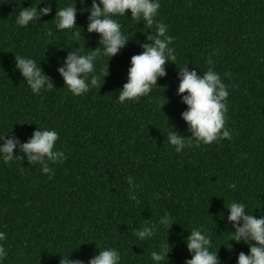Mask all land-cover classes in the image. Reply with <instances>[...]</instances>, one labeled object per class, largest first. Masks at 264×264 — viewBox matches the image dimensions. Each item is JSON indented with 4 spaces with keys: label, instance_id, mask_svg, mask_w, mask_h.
<instances>
[{
    "label": "trees",
    "instance_id": "16d2710c",
    "mask_svg": "<svg viewBox=\"0 0 264 264\" xmlns=\"http://www.w3.org/2000/svg\"><path fill=\"white\" fill-rule=\"evenodd\" d=\"M38 2L0 0V135L23 143L36 127L54 129L65 159L49 162L54 174L42 173L15 149L20 158L0 159L2 264H58L57 253L69 251L70 258L87 261L105 247L119 251L121 264H153L150 253L166 241L171 250L161 264H184L190 254L183 237L194 227L210 236L221 264H236L248 248L229 241L225 207L238 200L254 217L264 214V0H160L152 26L136 24L128 12L116 17L127 45L108 62L98 57L96 74L105 75L107 63L108 74L100 88L80 96L68 92L57 68L79 45L82 52L100 47L98 34L86 31L92 0H75L81 29L58 31L55 3L49 15L17 26L20 8ZM73 2L57 0V8ZM155 21L168 26L175 60L166 62V75L148 96L119 103L130 57L155 34ZM72 31L82 36L73 39ZM15 55L36 60L54 87L33 94L15 69ZM208 59L229 91L231 139L193 142L177 153L167 142L168 123L190 136L180 117L186 105L176 95L178 68L188 64L203 74ZM232 183L236 189L229 191ZM165 212L177 222L168 231L158 227L144 241L134 235L132 228L155 224Z\"/></svg>",
    "mask_w": 264,
    "mask_h": 264
},
{
    "label": "clouds",
    "instance_id": "9594fccd",
    "mask_svg": "<svg viewBox=\"0 0 264 264\" xmlns=\"http://www.w3.org/2000/svg\"><path fill=\"white\" fill-rule=\"evenodd\" d=\"M53 3L56 4V8L52 20L55 21V28L58 31L81 29L76 26L78 9L74 6L75 0L59 9L57 0H39L35 5L20 8L15 18L16 25L25 27L37 22L40 17L49 15L53 11L51 6ZM40 4L45 6L38 7ZM159 8L160 0H92L88 8L86 31L98 34L100 47L90 52H82L81 45L76 44L79 46L67 51L57 72L62 77L68 92L73 96H80L92 87H101V78L103 80L108 74V63L103 70L106 74L101 77L96 74L95 62L99 56L108 57V62L127 45L129 40V37L123 34L121 24L115 19L116 17H126L128 12L130 19L136 24L143 21L144 25L152 26ZM81 31H72V38L78 40L82 36ZM167 33L168 26L155 21V34L146 35L145 42L140 44L142 51L130 57L126 82L119 89V103L148 96L152 88L157 87L158 78L166 75V62L175 60V50L170 47L173 37ZM14 62L15 69L33 94L54 87L40 64L33 58L15 55ZM207 64L208 68L203 74H198L195 69L189 70L188 64L178 68L176 95L180 97V102L186 105L180 117L185 122L190 136H184L168 123L167 142L177 153L190 147L193 142L207 145L222 139H231V133L225 126L229 91L220 74L214 70L213 61L208 59ZM57 139L56 130L37 127L23 143L18 137L8 135L6 138V135H0V159L7 163L20 158L19 154L14 155L15 149L23 154V158H26L29 164H39L42 173L54 174L49 162L62 163L65 159L64 152L55 148ZM126 179L130 186L135 187L132 176ZM227 188L229 191L235 190L236 184H229ZM131 198L135 200V196ZM225 208L226 220L231 224L232 229L229 232V241L243 243L248 248L247 253L241 251L237 254L236 264H264V214L259 215L258 218L254 217L252 214L254 210L246 211V204L238 200H232ZM220 219H224L223 215ZM174 223L177 222L165 212L155 224L145 222L141 227H134L131 230L139 240L144 241L155 237L158 227H164L168 231ZM187 232L188 235L183 237V243L190 254V259H185L184 264H221L218 250L215 252L210 250L211 238L202 227H194ZM4 240L6 235L0 232V264L7 256V249L2 243ZM169 246L166 241L150 253L153 264H161L165 257L168 258L171 250ZM70 252L66 255L57 253L58 264H121V255L113 247L99 249L97 254L87 261L70 258Z\"/></svg>",
    "mask_w": 264,
    "mask_h": 264
}]
</instances>
